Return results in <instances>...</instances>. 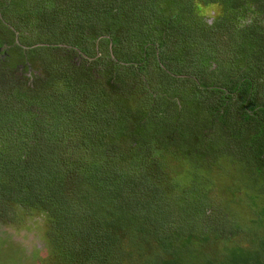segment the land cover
Masks as SVG:
<instances>
[{"label":"trees","instance_id":"obj_1","mask_svg":"<svg viewBox=\"0 0 264 264\" xmlns=\"http://www.w3.org/2000/svg\"><path fill=\"white\" fill-rule=\"evenodd\" d=\"M32 1L33 9L21 10L25 23L36 15V30L50 44H34L25 56L12 27L13 59L0 63V226L18 225L22 213L43 214L48 250L58 253L54 264H113L116 251L121 252L116 264H264L259 233L254 251L226 248V262L215 263L205 244L217 241L222 223L199 209L203 200L196 188L185 191L177 178L165 180L160 171L163 164L172 165L170 157L201 166L229 156L254 182L264 177V0H199L223 14L210 27L198 19L194 28L181 21L180 15L191 11L185 0H114L122 11L126 5L138 9L122 19L111 12L115 6L110 8L108 0H60L62 6L79 3L73 14L83 11L87 21L92 16L89 33L96 47L90 51L76 44L80 67L61 58L65 62L40 77L29 55L67 50L50 42L59 0ZM242 17L250 22L239 23ZM60 28L67 31L64 23ZM159 33L164 34L153 36ZM221 35L228 37L223 45L215 39ZM181 38L200 50L211 38L212 56L208 50L177 52ZM234 44L240 52H233ZM24 57L28 71L17 63ZM60 79H70L77 101L53 98L52 87ZM86 101L90 115L80 110ZM156 146L167 154L160 155ZM155 156L163 160L152 171ZM126 163L125 174L118 166ZM193 192L198 197L191 202ZM222 229L224 236L242 231ZM197 232L207 236L201 239ZM208 236L213 238L208 241ZM12 243L8 233L0 232V256L5 251L19 258L22 249ZM128 248L137 249V256Z\"/></svg>","mask_w":264,"mask_h":264},{"label":"rangeland","instance_id":"obj_2","mask_svg":"<svg viewBox=\"0 0 264 264\" xmlns=\"http://www.w3.org/2000/svg\"><path fill=\"white\" fill-rule=\"evenodd\" d=\"M23 5L20 6V0H0V3L3 2L6 3V13H5V19L9 22L11 27L15 30L14 34L18 35V40L21 41V43L26 46L25 48V56L28 54H32L31 50L34 49L36 44L43 43L45 46H47L46 39H43L44 36L41 38V35H39V31L36 30V15L32 14V17L28 16V24L25 23V15H23L25 12L21 13V10L27 7V5L30 6L31 9L35 7V2L32 0H22ZM36 1V0H34ZM97 1V0H95ZM186 4L189 5L190 12L184 13V15L181 16V21L184 24H187L188 28H191L189 24L192 25V28L195 26V22L198 19H206V21L209 23V27L212 26V23L217 19L222 13L221 11L216 10V6H205L203 5V2H199V0H185ZM62 1H58V5L55 4L58 8V15L57 17L52 21V24H57V31L54 35H51L53 38H51V44H53L55 47L58 45L60 46V49H66L67 54L63 52H55L54 50L48 51V50H37L33 56L29 55V58L31 59L34 57L35 59L32 62L33 71L36 76H43V74H47L46 71H52V68H56L59 63L65 62L64 60H61V58H69L70 62L73 63L75 66L80 67L81 65L78 64L79 58L82 56L79 55L78 50L75 49L76 44L78 46L85 47L86 50L90 48L91 50H94L96 47L95 39L92 38L93 35H90L91 28L90 24L92 21V16L89 17V20H85L83 11L72 13V10L75 9V7L79 4L77 2H69V4H65L64 6L60 5ZM108 6L110 8H113L115 6V9H112L111 12L113 14H116L118 11V16L122 17L124 14L127 16H133L130 15V12L137 13L138 9L137 7H129L126 5V8H121L118 4L114 2V0H108ZM151 5H153V2H149ZM93 4V3H92ZM92 4L90 6H92ZM164 4L162 3L159 6H157L155 9L156 11H160L158 9H162ZM24 7V8H23ZM68 8V9H66ZM132 9H135L133 11ZM62 10H65L63 12ZM69 10V11H68ZM128 12V13H127ZM170 13H173V16L179 15L177 12L172 11ZM223 14V13H222ZM245 14H243L244 16ZM117 16V17H118ZM197 17V18H193ZM22 18L23 21L20 19ZM215 18V20H214ZM187 19V20H184ZM250 22V18L247 20L246 17L240 18V22ZM67 22V24L65 23ZM69 22V23H68ZM216 22V21H215ZM64 23L66 26V30L64 32L60 28V26ZM114 21L109 22V26H114ZM151 23V21H150ZM155 24V22H154ZM94 24L92 22L91 27L93 28ZM105 26V25H104ZM239 26V25H237ZM6 27L3 23V26L0 25V39H2V47L0 48V63L10 62L11 59H13V50L10 48L12 45L9 42V45L5 48V40L6 38H10L11 34L8 33V31L4 28ZM155 26H150L151 30L154 31ZM70 29V30H69ZM156 30V28H155ZM163 30V26L159 28V31ZM62 31V37L64 39H61L59 35V32ZM48 32V31H47ZM67 32V34H66ZM90 32V33H89ZM66 34V35H65ZM70 34V35H68ZM162 35L164 33H159L155 36L156 38L158 35ZM208 34H211V30H209ZM91 36V37H90ZM244 37L243 35H241ZM161 38V37H159ZM232 38V37H231ZM180 39V36H179ZM211 39V38H210ZM209 40L205 39L206 48L200 50L199 46L196 45H188L184 43V39L181 38L182 44L175 47L177 52H185L188 49L193 50L195 49L196 53H204V50H208L207 55L212 56V52H210L209 49ZM215 39L217 40V44L223 45L224 42L228 40L227 36L221 35V36H215ZM180 41V40H178ZM125 42V40H124ZM126 43V42H125ZM69 45V47L67 46ZM127 45V43H126ZM213 45L217 49L219 48L214 39H213ZM53 46V47H54ZM87 46V47H86ZM229 47H232L231 42L229 41ZM215 49V50H216ZM233 52L238 51L240 52L239 47L234 44L233 46ZM53 51V52H52ZM57 51V50H56ZM136 52H139L140 50H135ZM215 52V51H214ZM167 53V51L165 52ZM91 54V52H90ZM69 55V56H68ZM95 55V54H94ZM90 56L91 58L94 56ZM240 56V55H239ZM105 57V56H101ZM200 57L206 58L204 55L200 54ZM202 58V59H203ZM226 59V58H225ZM54 62V64L50 63L47 64V62ZM57 62V63H56ZM17 63H24L27 65V67H24V71H28V62H26V57L19 59V62ZM56 63V64H55ZM210 65L215 67L213 63H210ZM23 68V67H19ZM18 68V69H19ZM45 69V70H44ZM66 69V67H65ZM23 70V69H20ZM188 71V69H186ZM55 87H52V90L54 91L55 96L53 98L65 99L73 97V102L77 101V98L79 93L75 94V92H71V85H70V79L67 80H57ZM75 97H74V96ZM14 101V100H13ZM17 101V100H15ZM70 101V99H68ZM90 101V99H89ZM89 101H86L84 105L81 106L80 110L84 112L87 115L92 114L91 108L89 110H86L87 107H89ZM79 102V101H78ZM92 107V106H91ZM53 115L56 116L57 111L53 110ZM59 116V115H58ZM49 125V122H48ZM54 126V125H53ZM158 146H156L157 148ZM157 150L160 151V155L165 156L167 153L162 151L161 149L157 148ZM230 150V149H228ZM232 156V155H231ZM168 157L170 155L168 154ZM159 156H155L152 158L154 160L152 171L157 169L159 161L162 162V158L159 159ZM172 162V165L169 163H165L160 165V171L165 177V180L167 177H175L177 178V181L180 185H183L186 187L185 191L189 190V192L193 191L196 188V191L198 190L199 194L198 196L201 198L200 204V210L203 212H206V214L210 213L214 218H216L218 221L222 223V228L224 227L227 229L232 228H241L242 231L235 235L231 236H224L225 233L222 228H220V234L219 238L213 245H211L209 242L205 244L207 246L208 254L211 256V259L215 262H226L227 260V253L226 248H237L242 249L244 252L250 253L255 250L256 247V238L255 234L259 233L264 236V177L261 179L256 180L255 182L252 179V174L249 172H246L244 169L245 167L241 164H238L236 162L230 161L229 156H221V157H215L214 159H211V161L205 160L204 163H200L201 166H198L192 162H182V164L175 162V160L172 159V157L169 158ZM126 164L119 165V169H123L126 174ZM138 170V169H137ZM244 170V171H243ZM122 175V174H121ZM120 175V176H121ZM182 175V176H181ZM119 176V177H120ZM181 176V177H180ZM123 177L118 179V182L122 180ZM178 184V185H179ZM178 191V190H177ZM176 191V192H177ZM175 193V192H174ZM194 194V196H193ZM188 194V197H192L193 202L196 196V194L193 192ZM176 196V195H171ZM198 202L197 204H199ZM168 207H170L169 202L166 203ZM179 214H183L180 212ZM220 219V220H219ZM222 219V220H221ZM18 225H15L13 223H1L0 226V232L8 233L11 237V240L13 241L12 244H18L20 245L22 251L19 253V258L15 257H8V253L4 251L3 255L1 257H5L7 255L8 259L4 258V264H54L55 262H58L56 260V253L54 250H48L49 247L47 245V237L45 236L46 229L48 227V223L45 221V216L43 214H32L25 215L22 213L21 217L19 218ZM175 224H173V230L178 229V220H175ZM168 223V222H167ZM194 227H198L197 224H195ZM197 236L200 234L197 232ZM207 236V235H205ZM204 235H200V238L203 239L205 237ZM213 237H207V240H211ZM227 239V240H226ZM223 240V241H222ZM222 241V243H220ZM130 249H132L130 251ZM205 249V247H204ZM118 250H120L118 248ZM230 250V249H229ZM7 251V250H6ZM148 251V250H147ZM136 252V253H135ZM131 254L133 257H136L138 252L137 249L134 250L133 248H128V254ZM120 254L121 252L116 251V253H112V259L113 264H116L117 260H120ZM116 256L113 258V256ZM117 258V259H116ZM155 258V257H154ZM129 259L121 260L123 262L127 261ZM65 264V263H64ZM69 264V263H67Z\"/></svg>","mask_w":264,"mask_h":264},{"label":"flooded vegetation","instance_id":"obj_3","mask_svg":"<svg viewBox=\"0 0 264 264\" xmlns=\"http://www.w3.org/2000/svg\"><path fill=\"white\" fill-rule=\"evenodd\" d=\"M5 8H6V3H4L2 6L0 5V25H3V23L5 24V26L7 27V31H8V33L9 34H11V32H12V27H11V25L9 24V22L6 20V19H1L2 18V12H4V11H6L5 10ZM14 30V29H13ZM15 31V30H14ZM18 35L17 34H14V38H13V40H14V42L16 43V45L18 46V47H20V48H23L24 50H25V48H26V46H24L22 43H21V41H19L18 40ZM9 42H10V44L12 45V37L10 36V38L8 37V38H6V40H5V43H4V45H5V48L9 45ZM10 48H12L11 46H10ZM22 64V63H21ZM21 64H17L18 66L19 65H21ZM19 67H21V66H19ZM19 69H21V68H19Z\"/></svg>","mask_w":264,"mask_h":264}]
</instances>
